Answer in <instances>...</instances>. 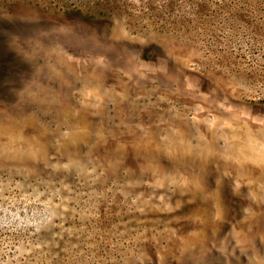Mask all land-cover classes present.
<instances>
[{
  "label": "rangeland",
  "instance_id": "374dc122",
  "mask_svg": "<svg viewBox=\"0 0 264 264\" xmlns=\"http://www.w3.org/2000/svg\"><path fill=\"white\" fill-rule=\"evenodd\" d=\"M37 252L264 264V0H0V256Z\"/></svg>",
  "mask_w": 264,
  "mask_h": 264
},
{
  "label": "trees",
  "instance_id": "16d2710c",
  "mask_svg": "<svg viewBox=\"0 0 264 264\" xmlns=\"http://www.w3.org/2000/svg\"><path fill=\"white\" fill-rule=\"evenodd\" d=\"M42 252H37L34 256V261H37L38 264H62V259H56V258H52L50 255H48V253L42 254ZM0 258H4V256H0ZM28 259H23L20 257H16L15 255H5V260L4 263H0V264H31V262ZM66 259H68L67 257H65V261Z\"/></svg>",
  "mask_w": 264,
  "mask_h": 264
}]
</instances>
